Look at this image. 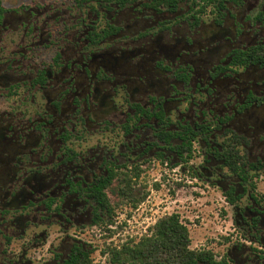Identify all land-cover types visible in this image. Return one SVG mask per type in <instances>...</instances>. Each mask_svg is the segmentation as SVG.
I'll return each instance as SVG.
<instances>
[{"label":"flooded vegetation","instance_id":"obj_1","mask_svg":"<svg viewBox=\"0 0 264 264\" xmlns=\"http://www.w3.org/2000/svg\"><path fill=\"white\" fill-rule=\"evenodd\" d=\"M153 161L237 195L264 176V0H0V264H30L12 245L39 227L96 226L99 192ZM239 217L264 245L263 202Z\"/></svg>","mask_w":264,"mask_h":264},{"label":"rangeland","instance_id":"obj_2","mask_svg":"<svg viewBox=\"0 0 264 264\" xmlns=\"http://www.w3.org/2000/svg\"><path fill=\"white\" fill-rule=\"evenodd\" d=\"M197 151L196 144L191 164L201 172L202 159ZM174 170L155 161L147 163L141 177L132 176L136 178L129 186L133 202L118 194L119 188L127 184L123 178L129 177L117 176L115 191L109 194L111 216L104 214L94 227H39L36 233L42 231L44 237L34 242L36 246L28 238L19 239L13 241L11 252L15 258L23 256L25 263L44 264L55 254L65 257L67 245L80 242L91 250L92 264H107L108 254H102L107 248L137 242L159 218L174 213L189 231L191 249L211 251L216 259L226 257L234 264H264L258 259V252H264V248L248 223L239 217L247 194L259 198L264 206V176L250 178L246 192L237 191L242 196L238 203L229 205L223 191L235 177L196 176L191 165L182 162Z\"/></svg>","mask_w":264,"mask_h":264},{"label":"trees","instance_id":"obj_3","mask_svg":"<svg viewBox=\"0 0 264 264\" xmlns=\"http://www.w3.org/2000/svg\"><path fill=\"white\" fill-rule=\"evenodd\" d=\"M187 151H190V147ZM190 157V153L187 154L183 162H188ZM239 177L244 182L247 181V176ZM118 194L133 202L129 185L120 187ZM223 195L229 205H235L242 197L235 194L234 188H230ZM251 198L254 197L251 195ZM98 199L106 205L107 210L104 214L111 216L113 209L108 205L106 196L99 192ZM101 221L102 218L100 219L99 214L96 213L93 224H99ZM190 245L187 227L180 220L179 215L173 213L159 218L148 229V234L137 242L123 244L120 248H107L102 254H108L107 264H234L226 257L216 259L211 251L191 249ZM260 245L264 248L263 244ZM258 253H260L258 259L264 260V252ZM90 254L91 250L86 249L84 244L77 243L69 248L63 259L59 254H55L54 259L58 264H92Z\"/></svg>","mask_w":264,"mask_h":264}]
</instances>
